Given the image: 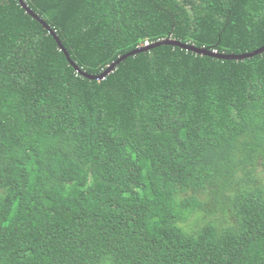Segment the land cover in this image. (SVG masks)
Here are the masks:
<instances>
[{
	"label": "trees",
	"instance_id": "1",
	"mask_svg": "<svg viewBox=\"0 0 264 264\" xmlns=\"http://www.w3.org/2000/svg\"><path fill=\"white\" fill-rule=\"evenodd\" d=\"M22 1L88 76L264 46V0ZM80 72L0 0V264H264V51Z\"/></svg>",
	"mask_w": 264,
	"mask_h": 264
},
{
	"label": "water",
	"instance_id": "2",
	"mask_svg": "<svg viewBox=\"0 0 264 264\" xmlns=\"http://www.w3.org/2000/svg\"><path fill=\"white\" fill-rule=\"evenodd\" d=\"M21 6L25 9V11L30 15L32 16L34 19H36L37 21H39L43 27L45 29L48 30V32L53 36V38L55 39L59 49L63 52V54L65 55L66 59L69 61V63L74 67V69L77 71V72H80L79 69L70 61L69 59V56L66 52V50L63 48V46L61 45L60 41L58 40V38L56 37V35L54 34L53 31H51L43 21H41L35 14H33V12H31L27 6L23 3L22 0H19ZM160 45H169V46H175V47H179L181 49H184V50H187V51H190V52H193V53H196L198 55H202V56H209V57H213V58H217V59H223V60H236V61H240V60H243V59H246V58H251L257 54H260L264 51V46L252 51V52H249V53H244V54H240V55H223V54H217L216 52L214 51H207L205 49H197L193 46H188V45H184V44H181L177 41H174V40H171V39H166V40H163V41H159V42H156L154 44H151V45H148V46H143L141 48H138L120 58H118L115 62H113L110 66L107 67V69L102 73L100 74L99 76H88L86 75L85 73L83 72H80L82 74V76L84 77H87L89 79H95V80H101L103 79L107 74H109L114 68L115 66H117V64H119L121 61H123L125 58H127L128 56H132V55H135L137 53H141V52H146L147 50L153 48V47H157V46H160Z\"/></svg>",
	"mask_w": 264,
	"mask_h": 264
},
{
	"label": "clouds",
	"instance_id": "3",
	"mask_svg": "<svg viewBox=\"0 0 264 264\" xmlns=\"http://www.w3.org/2000/svg\"><path fill=\"white\" fill-rule=\"evenodd\" d=\"M144 46H148L147 44H145Z\"/></svg>",
	"mask_w": 264,
	"mask_h": 264
}]
</instances>
